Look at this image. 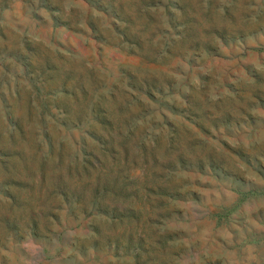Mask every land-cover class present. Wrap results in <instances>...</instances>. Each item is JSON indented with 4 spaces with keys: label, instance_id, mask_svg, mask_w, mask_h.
<instances>
[{
    "label": "rangeland",
    "instance_id": "rangeland-1",
    "mask_svg": "<svg viewBox=\"0 0 264 264\" xmlns=\"http://www.w3.org/2000/svg\"><path fill=\"white\" fill-rule=\"evenodd\" d=\"M135 75L176 142L121 215L21 183L33 113L73 118L58 86ZM0 264H264V0H0Z\"/></svg>",
    "mask_w": 264,
    "mask_h": 264
},
{
    "label": "water",
    "instance_id": "water-1",
    "mask_svg": "<svg viewBox=\"0 0 264 264\" xmlns=\"http://www.w3.org/2000/svg\"><path fill=\"white\" fill-rule=\"evenodd\" d=\"M123 72L128 78V72L125 69ZM90 78V86L80 82L67 87L58 86L70 95L69 101L63 105L73 118L66 119L55 112L49 122L39 110L33 113L40 135L32 151L35 166L29 165V154H22L21 160L33 181L23 179L21 183L25 186L41 185L45 195L50 194V186L55 185L58 191L77 199L92 204L102 200L110 204V208L124 210L127 202L138 194L137 177L130 173V167L148 161L166 165L159 160L157 153L166 154L176 142L170 133L171 123L163 111L166 103L154 101L156 93L163 91V87L157 79L149 77L154 92H145L141 84L148 82L147 79L135 75L129 86L115 83L103 89L94 77ZM31 96L28 92L27 99L30 100ZM43 96L39 104L46 108L47 101ZM55 102L60 100L55 99ZM61 124L79 128L77 132L70 130L68 133L70 146L67 148ZM4 131L13 136L11 129ZM27 132L28 129L21 127L23 136ZM89 137L95 138L96 142H91ZM48 153L53 157L50 158Z\"/></svg>",
    "mask_w": 264,
    "mask_h": 264
},
{
    "label": "trees",
    "instance_id": "trees-1",
    "mask_svg": "<svg viewBox=\"0 0 264 264\" xmlns=\"http://www.w3.org/2000/svg\"><path fill=\"white\" fill-rule=\"evenodd\" d=\"M110 212L113 214V215H121V214H119V213H122L121 211L119 212V210L117 211V210H115V209H111L110 210Z\"/></svg>",
    "mask_w": 264,
    "mask_h": 264
}]
</instances>
